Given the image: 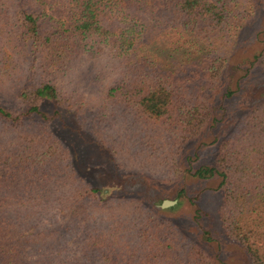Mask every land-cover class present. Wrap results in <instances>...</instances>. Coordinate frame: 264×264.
Masks as SVG:
<instances>
[{
    "label": "trees",
    "instance_id": "obj_1",
    "mask_svg": "<svg viewBox=\"0 0 264 264\" xmlns=\"http://www.w3.org/2000/svg\"><path fill=\"white\" fill-rule=\"evenodd\" d=\"M256 21L259 49L230 65ZM263 23L264 0H0V264H220L188 180L213 182L221 231L264 264V100L220 134L235 90L212 101L228 69L264 71ZM84 61L88 95L68 80ZM66 130L119 173L180 182L203 241L94 184Z\"/></svg>",
    "mask_w": 264,
    "mask_h": 264
},
{
    "label": "rangeland",
    "instance_id": "obj_2",
    "mask_svg": "<svg viewBox=\"0 0 264 264\" xmlns=\"http://www.w3.org/2000/svg\"><path fill=\"white\" fill-rule=\"evenodd\" d=\"M257 31V21L252 25L250 24L243 31L241 39L231 56L230 65L244 66V59L259 49L260 45L257 38H255ZM92 65H88L84 61L81 66H74L68 76L69 82L87 91V95L94 89V85L90 80L93 75L92 70H94ZM231 71L232 69L227 70L228 78H224L212 96L213 103L220 104L224 100L227 88L235 90L231 98L224 100L225 108L218 110L219 115L222 116V121L215 127V130L219 134L230 131L235 126L236 120L242 111L254 103L264 100V71L254 69L239 84L236 82V76L240 74V71L235 70V77L230 79L229 74ZM67 132L66 130L67 137L73 140L77 147L83 165L90 164L86 172L94 184L102 187L103 190H117L119 193L139 198L157 214L175 222H180L195 238L203 241L199 227L194 220L193 205L190 204L186 196L179 195L180 182L164 183L159 177L145 171L119 173L113 169L106 155L107 152L100 149L89 137L69 135ZM210 135L205 134L203 138L210 139ZM188 150L191 153L192 149L189 148ZM76 166L81 172L80 167L77 164ZM187 183L188 195L200 196L199 207L202 209V224L213 231L214 241L210 245L205 243L206 246L215 256L218 255L219 260H221L220 264H248L249 257L244 249L221 231L216 210L219 197L214 193L203 191L206 186L213 185V182L188 180ZM165 200L174 201V203L164 206Z\"/></svg>",
    "mask_w": 264,
    "mask_h": 264
},
{
    "label": "water",
    "instance_id": "obj_3",
    "mask_svg": "<svg viewBox=\"0 0 264 264\" xmlns=\"http://www.w3.org/2000/svg\"><path fill=\"white\" fill-rule=\"evenodd\" d=\"M169 203L172 204V203H174V201L165 200L163 205L165 206V205H167V204H169Z\"/></svg>",
    "mask_w": 264,
    "mask_h": 264
}]
</instances>
